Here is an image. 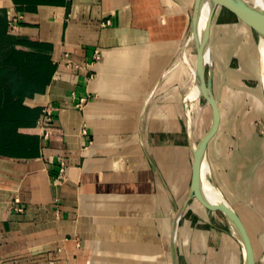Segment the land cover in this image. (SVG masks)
Masks as SVG:
<instances>
[{
    "label": "crops",
    "instance_id": "1",
    "mask_svg": "<svg viewBox=\"0 0 264 264\" xmlns=\"http://www.w3.org/2000/svg\"><path fill=\"white\" fill-rule=\"evenodd\" d=\"M195 1L0 0V264H245L224 213L190 197L204 134L189 132L180 58ZM255 43L238 4L219 3L206 154L250 237L249 221L264 224V144L233 130L231 109L249 108Z\"/></svg>",
    "mask_w": 264,
    "mask_h": 264
},
{
    "label": "water",
    "instance_id": "2",
    "mask_svg": "<svg viewBox=\"0 0 264 264\" xmlns=\"http://www.w3.org/2000/svg\"><path fill=\"white\" fill-rule=\"evenodd\" d=\"M225 0H196L195 2V9L193 12H196L198 6H209V13H208V18L204 27V32L200 40H196L195 37H197L194 34V40H196V45L197 47V77L198 80L204 83V85L207 86V94L205 97L207 98L208 104L211 105L212 108V119L209 124L208 129L204 133L203 137L199 141V143H194L191 142V147L193 151V177H192V186H191V192H190V197L191 196H196L198 197L206 206L213 210L220 211L224 213V215L227 218H231L238 231H239V236L238 239L240 240L242 247L245 252V264H257L256 257H255V252L253 248V244L251 241V238L249 236V233L238 215V213L235 211V209L227 202L225 201L224 203H219V202H214L211 199L208 198L207 194L205 193L203 184H202V179H201V156L206 153L207 150V145L209 142V139L211 136L216 132L218 125H219V119H220V112L218 108L217 101L215 99L214 93H213V88H212V79H211V73H212V58H211V53H210V34H211V26H212V20H213V15L215 12V9L217 5ZM235 3L238 4V6L241 8V10L244 12V15L246 16V19L248 20L250 26L254 28L260 35V44L264 40V34L261 35V33L257 30V28L254 26V24L251 21V16L249 15L245 4L243 3V0H232ZM264 12V8H261ZM192 16L191 19V25H190V32L193 34V29H194V18ZM253 29V30H254ZM191 34V35H192ZM200 41V42H199ZM188 42V40H187ZM260 44H259V50H260ZM260 78L264 87V66H263V58L261 55L260 51ZM209 65V72H208V78L207 81L205 80V69L206 66ZM186 104V102H185ZM186 107V112H187V106ZM188 128L191 136H193V122L191 121L188 112Z\"/></svg>",
    "mask_w": 264,
    "mask_h": 264
},
{
    "label": "bare ground",
    "instance_id": "3",
    "mask_svg": "<svg viewBox=\"0 0 264 264\" xmlns=\"http://www.w3.org/2000/svg\"><path fill=\"white\" fill-rule=\"evenodd\" d=\"M245 7L251 16V21L257 30L264 34V12L261 8H264V0H243ZM209 6H198L196 12L194 13V31L193 34L190 33V38L184 52L180 58L181 64L187 69L189 74L187 77L186 88L184 91V99L186 101L188 115L193 122V132L197 135L199 130L200 120L202 118V96L207 94V86L204 85L197 77V58L193 61L190 57V50L194 48L197 49L196 40L201 41V37L204 32V27L208 18ZM192 34V35H191ZM194 34L197 36L195 37ZM194 37L196 40H194ZM199 41V42H200ZM256 45V44H255ZM257 46V45H256ZM258 48V47H257ZM260 51L264 61V40L260 44ZM193 53V52H192ZM198 56V55H197ZM260 58V57H259ZM264 66V63H263ZM184 68V69H185ZM183 69V68H182ZM260 70V62H259ZM187 75V74H186ZM186 77V76H185ZM261 79V78H260ZM262 82V81H261ZM263 85V84H262ZM264 88V87H263ZM199 143V142H198ZM197 143V144H198ZM201 179L202 184L207 194L208 198L214 202L224 203L226 200L221 193L220 189L213 183L212 173L210 164L207 158V154L204 153L201 158ZM232 232L240 237L239 231L231 218H227ZM264 258V257H263Z\"/></svg>",
    "mask_w": 264,
    "mask_h": 264
},
{
    "label": "rangeland",
    "instance_id": "4",
    "mask_svg": "<svg viewBox=\"0 0 264 264\" xmlns=\"http://www.w3.org/2000/svg\"><path fill=\"white\" fill-rule=\"evenodd\" d=\"M195 6H194V9H195ZM194 9H193V12H194ZM254 35L256 39L255 44L257 45V46L256 45L254 46L255 47L254 50L257 52L258 59L256 62L248 63V67H251V69H254L257 74L255 75V78L245 81L246 84L251 89L249 93L250 105H249V108H242V106H240L239 108L235 107L231 109V115H233L232 117H233V122H234L233 130L235 131L236 129H242L244 131H248L251 137L249 139L251 146L252 144L255 145V142L257 141L252 138L253 137L252 135L257 136L258 142L260 145L264 144V100L262 98H261L262 100L258 102L255 100L256 98L260 99V94L258 93V91L260 90V88L261 90L263 89V85L260 79V70H259L260 35L255 29H254ZM190 57L192 58L193 61L197 58L196 48H194L193 50H190ZM208 72H209V65H207L205 69V80L206 81L208 78ZM253 90L255 92H253ZM261 92H262V96H264V91H261ZM201 99H202L203 108H202V118L200 120L199 130L197 132L198 139L207 130L211 116H212V108H211V105L208 104L207 98L205 96H202ZM243 115H244V118H241ZM246 175H247V178L244 177V179L241 181L242 192L244 193V195H245V192H247V188L250 185L249 183L251 182V179L248 178L249 174H246ZM255 185L256 184L254 183L253 187H251L252 192L255 190ZM257 191L259 192H256V194L257 196H259V199L262 201V205L260 204L258 205V210L260 214H262L264 217V187L263 188L261 187V189H258ZM254 222L252 223L249 221L250 227H251L250 231L252 233L250 238L253 244L257 264H264V258H263L264 257V224L261 221L259 222L257 221V223L255 224Z\"/></svg>",
    "mask_w": 264,
    "mask_h": 264
},
{
    "label": "built area",
    "instance_id": "5",
    "mask_svg": "<svg viewBox=\"0 0 264 264\" xmlns=\"http://www.w3.org/2000/svg\"><path fill=\"white\" fill-rule=\"evenodd\" d=\"M23 18V16L21 14H18L17 16H15L13 18V20L11 21V27L14 28V26L18 25L19 20H21ZM101 57V54L96 51L95 53V59L99 60ZM53 119V113L50 107H46L45 110L43 111L42 117L39 120V128L41 130L43 139H48L50 136V129L49 126L52 122ZM65 168H66V164L64 161H61L59 164V171L57 174V178L58 179H62L65 173ZM16 205H15V209L22 211V207H20L17 203L19 202V199L15 200Z\"/></svg>",
    "mask_w": 264,
    "mask_h": 264
}]
</instances>
